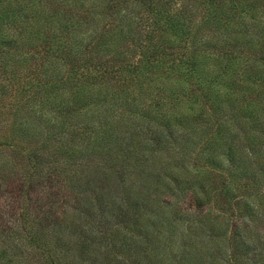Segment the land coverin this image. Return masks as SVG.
I'll return each instance as SVG.
<instances>
[{
  "label": "trees",
  "instance_id": "obj_1",
  "mask_svg": "<svg viewBox=\"0 0 264 264\" xmlns=\"http://www.w3.org/2000/svg\"><path fill=\"white\" fill-rule=\"evenodd\" d=\"M260 203L264 0H0V264H264Z\"/></svg>",
  "mask_w": 264,
  "mask_h": 264
},
{
  "label": "rangeland",
  "instance_id": "obj_2",
  "mask_svg": "<svg viewBox=\"0 0 264 264\" xmlns=\"http://www.w3.org/2000/svg\"><path fill=\"white\" fill-rule=\"evenodd\" d=\"M260 207L263 208V211H264V205L262 203L258 204ZM263 205V206H262ZM127 241V240H126Z\"/></svg>",
  "mask_w": 264,
  "mask_h": 264
}]
</instances>
